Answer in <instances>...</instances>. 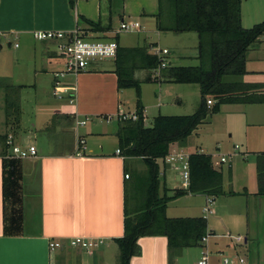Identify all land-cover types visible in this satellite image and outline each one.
<instances>
[{"label": "crops", "instance_id": "1", "mask_svg": "<svg viewBox=\"0 0 264 264\" xmlns=\"http://www.w3.org/2000/svg\"><path fill=\"white\" fill-rule=\"evenodd\" d=\"M73 3L71 0H0V95L5 101L8 86L23 87L19 91H11V95L18 97L20 108L23 110L22 102L28 90L34 91L37 102L36 120L30 125L23 124L21 119L17 128L9 126L6 118L0 120V264H118L119 248L115 240L124 236L125 197L137 179L138 159L117 154L120 126L117 116L121 112H135L136 101L130 99L125 105L121 100L124 90L118 89L115 59L96 61L88 71L77 77L75 103L58 99L60 102H55L52 100L53 76L63 70L64 60L56 43L37 41L34 33H71L78 30L89 39L115 40L122 48L148 47L153 54L155 49H166L169 51L166 61L170 66L184 65L190 61L200 63L198 34L194 37L193 33L176 34L158 30L156 15L159 0H73ZM123 21L137 23L139 29L116 35L114 32ZM89 23L99 24L107 31L94 32ZM128 35L135 36V44L128 43ZM160 44L167 46L162 48ZM4 46L16 50L12 59L4 56ZM246 68L249 74L244 76V82L264 85V38L249 50ZM143 84L157 89L155 99L151 98L148 102L143 97L141 100L145 118L149 110L158 111L161 115L166 111L162 100L166 95L175 96L172 94L173 86L178 84ZM172 101L169 103L171 108L183 105L180 96ZM250 106L259 108L254 113H258L262 119V122H249L250 126H264V105ZM56 116L59 117L57 127L45 132ZM103 117L111 119L107 122ZM77 118L89 121L86 126L80 127L82 129H77ZM114 119L117 124L113 123ZM9 134H14L19 143L35 147L37 156L27 160L13 158L2 140ZM41 136H45L47 142L37 145L36 141ZM78 136L86 139V150L81 156L77 155ZM183 146L175 144L171 150H182ZM12 159L19 160L21 176L20 209L23 220L22 231L18 234L5 232L9 209V202L5 199V165ZM164 164L166 167L162 170V178L165 184L162 192L164 189L169 191L166 176L167 169L171 168L166 162ZM230 173L233 175L232 168ZM125 175L130 178L125 179ZM224 191L230 196L242 195L235 191L228 192L227 189ZM253 193L247 194L250 204L245 212L231 209L230 215L240 216L241 212V216L247 220V229L254 243L260 241L259 231L253 225L263 214L264 197L256 196L258 191ZM205 198L207 204L209 197ZM168 210L169 204L167 215ZM214 215L215 212L206 218L208 231L213 233L207 247L213 252L225 253V249L217 247L216 250L221 238L209 223ZM195 217L205 218H184ZM78 237L103 239L104 244L91 252L83 251L70 245V241ZM245 239L248 246L251 240L248 236ZM52 242L61 243V248L51 251ZM139 244L142 253L133 258L131 264H186L184 260L189 256L188 251L196 248L185 249L171 259L165 237H144ZM257 252L261 253L260 244ZM196 255H201V252ZM255 258L263 257L255 255ZM199 260L193 258L192 264H197Z\"/></svg>", "mask_w": 264, "mask_h": 264}, {"label": "trees", "instance_id": "2", "mask_svg": "<svg viewBox=\"0 0 264 264\" xmlns=\"http://www.w3.org/2000/svg\"><path fill=\"white\" fill-rule=\"evenodd\" d=\"M73 3V0H71ZM242 0H159L156 15L157 28L161 32L176 34L196 33L200 38V65L197 67H176L168 65L160 69L161 59L151 53L148 47H119L115 59V73L118 89H134L136 92V112L139 120L120 121L117 137L119 150L126 158L141 159L146 168V176L132 184L134 195L129 190L125 197L124 236L116 239L119 248L118 264H131L140 256L139 241L144 237H165L168 241L169 258L179 256L185 249L201 246L207 235V220L203 217L170 218L168 204L185 195H205L216 199L225 194L223 172L214 164L213 157L202 153L189 156L190 186L187 191L178 189L172 197L164 189L160 194L162 171L160 161L166 162L171 146L185 145L210 116L221 111L225 104L264 105V85L240 81L248 75L247 54L251 47L264 38V21L250 29L242 27ZM92 31L106 32L99 24L89 23ZM146 72L144 79L137 74ZM162 82L178 85H199L201 100L197 111L190 116H164L154 119L152 127H146L144 107L141 102V84ZM23 87H7V105L16 116L21 108L17 96L11 91ZM208 100L214 104L208 106ZM11 115V113H9ZM10 115L7 122L10 123ZM59 117L53 118L45 129L57 127ZM19 118L12 122L13 127ZM18 128V127H17ZM6 138L2 139L6 145ZM7 147V146H6ZM8 148V147H7ZM5 199L7 208V234H18L21 230V176L19 160L12 159L5 165ZM258 193L264 197V154L257 157ZM132 193V194H133ZM143 201L138 205V196ZM136 205L130 208V200ZM139 206V207H138Z\"/></svg>", "mask_w": 264, "mask_h": 264}, {"label": "rangeland", "instance_id": "3", "mask_svg": "<svg viewBox=\"0 0 264 264\" xmlns=\"http://www.w3.org/2000/svg\"><path fill=\"white\" fill-rule=\"evenodd\" d=\"M135 22V20H133ZM264 21V0H242V24L243 28L250 29L253 26ZM132 35V34H131ZM128 35V43H136L134 41L135 36ZM192 35H197L193 33ZM162 48L167 45L160 44ZM16 53V50H10L7 46H4V56L6 59H12L13 54ZM200 63L197 61L188 62L184 65H174L179 67H197ZM61 67V69H63ZM146 72H140L137 74L138 79H144L146 77ZM79 76V75H78ZM54 77V76H53ZM78 78L68 77L66 80L75 81L77 83ZM240 81H245V78L239 79ZM243 81V82H244ZM174 89L172 94L173 97H166L162 100V103L166 107V111L161 113L164 116H190L193 115L199 106L201 100V92L199 85H178L173 86ZM53 90V89H52ZM142 96L145 97V100L148 102L151 101V98H154V93L157 92L155 87H151L149 84H141ZM53 93V91H52ZM125 95V96H124ZM124 95L121 97V100L127 105L130 99L136 101V92L134 89L124 90ZM25 101L22 102L23 110L21 109L20 115L16 116L13 113V110H9L7 105L11 103L10 100L7 103V100L3 101L0 95V120H3L9 116L10 125L13 126L12 122L19 118L23 120V124L30 125V122L36 120V99L35 93L32 90H28L24 94ZM153 96V97H152ZM181 97L183 102L182 106H173L171 108L169 103H172V99ZM14 98V97H13ZM155 99V98H154ZM55 102H60L56 100L53 95L52 98ZM259 108L257 106L243 105V104H225L221 107V111L213 116H210L207 121L199 127V129L188 138L182 150L185 155H191L197 152L202 154L214 156L215 163L220 161L221 157H225L227 162L221 166L223 172V184L224 190L227 189L235 192H238L237 196H230L224 194L223 196L217 197L213 201L212 209L216 215L210 217L209 223L214 226L218 232V236L221 239H218L219 245L216 246L225 249V257L235 256V254H242L248 259V264H264V210L259 220L253 225L254 229L259 231V242H252L251 234L247 229V220L239 214H231V209L245 212L246 206H248L249 200L247 194L256 193L258 191V177L256 170V161L257 157L261 154H264V126L252 127L249 122H262V119L259 118L258 113H254ZM160 113H155V111L149 110L147 113V118L145 120L146 127H152L154 119L159 116ZM114 124H117V120L114 119ZM82 129V128H80ZM47 142L45 136H41L36 141V144H45ZM238 147L237 150L235 148ZM138 171L136 173L138 179H143L146 176L147 168L144 162L141 159L137 160ZM169 165V164H168ZM161 171L165 169L166 165L161 164ZM232 168L233 175L230 173ZM165 179L161 177V189L160 194L163 195L162 189L164 186ZM183 183L181 171L174 170L173 167L167 169L166 176V185L168 188L169 196H174L176 189H180ZM244 188H246L244 190ZM248 190V191H247ZM229 192V191H228ZM245 192V195H244ZM250 192V193H246ZM129 195L132 198L133 189L132 186L129 188ZM133 193V194H132ZM253 193V194H254ZM138 205L143 201V195L138 196ZM206 204L205 195H185L177 200L169 203L168 216L173 218H184L187 216H205L203 208ZM136 205V202L133 203V199L130 200V208L133 209ZM251 205L252 202H251ZM138 206V207H139ZM257 208V207H256ZM257 210V209H256ZM259 212V209L257 210ZM261 211V212H262ZM245 214V213H244ZM229 221V223H228ZM226 224V225H224ZM231 228H228L229 226ZM226 228V229H225ZM225 229V230H224ZM248 236L251 240L249 245H243L238 247L235 250L234 240L231 237ZM225 244L228 246L225 247ZM260 249L261 253L257 252ZM195 248V247H194ZM201 255L197 256L196 254ZM203 252V247L198 246L195 249L188 251V257L186 258V264H192L193 258H201ZM217 252V251H216ZM214 252V253H216ZM255 255H262L263 258L257 259ZM251 258V261H250ZM119 260V259H118ZM119 262V261H118Z\"/></svg>", "mask_w": 264, "mask_h": 264}, {"label": "built area", "instance_id": "4", "mask_svg": "<svg viewBox=\"0 0 264 264\" xmlns=\"http://www.w3.org/2000/svg\"><path fill=\"white\" fill-rule=\"evenodd\" d=\"M139 29V25L134 22H122L118 29L114 32L116 35L123 32H133ZM34 38L37 41H51L57 44L59 52L64 60L63 70L55 73L54 75V97L60 101L68 100L71 104L76 102V86L75 82L66 80L68 77L77 78L83 72H86L96 62L104 59H116L119 45L115 40H93L84 37L78 30L66 33L62 31H47L36 32ZM18 47V45H16ZM154 54L161 59L160 69L156 72V75H160V70L165 69L168 66L166 56L169 55V51L166 49H155ZM214 102L208 100V106H212ZM145 116V114H144ZM119 121H133L139 120L137 112L126 113L121 112L118 114ZM110 121L111 117H103ZM89 119L80 120L76 119V128L84 127L87 125ZM6 146L11 152L13 158L20 160L32 159L37 156V150L33 146L23 145L19 143L14 134H9L6 139ZM238 147L235 148L237 150ZM86 150V139L84 137H77V155L81 156ZM118 155H121V151H117ZM189 156L178 150H170L169 155L166 158V163L174 168L176 171H181L183 183L181 185L182 190L187 191L190 186V165ZM227 159L221 157L215 166L220 167L225 164ZM129 175H125V179H129ZM213 199L208 198L207 204L204 208L205 218L213 214ZM210 234H207L201 240V246L203 247L202 257L197 264H248V259L244 255L235 254V256L225 257L223 253H214L208 247V240ZM234 247H241L246 245V239L242 236H233ZM104 244L103 239H86L82 237L74 238L70 241V245L75 248H79L83 251L91 252ZM61 243L50 244V250L54 251L61 248Z\"/></svg>", "mask_w": 264, "mask_h": 264}]
</instances>
